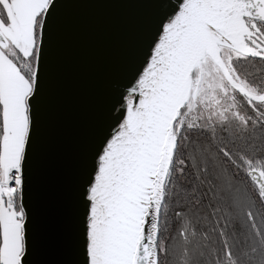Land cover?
Instances as JSON below:
<instances>
[{"label": "snow or ice", "instance_id": "6c2138e0", "mask_svg": "<svg viewBox=\"0 0 264 264\" xmlns=\"http://www.w3.org/2000/svg\"><path fill=\"white\" fill-rule=\"evenodd\" d=\"M0 264H264V0H0Z\"/></svg>", "mask_w": 264, "mask_h": 264}, {"label": "water", "instance_id": "95a60500", "mask_svg": "<svg viewBox=\"0 0 264 264\" xmlns=\"http://www.w3.org/2000/svg\"><path fill=\"white\" fill-rule=\"evenodd\" d=\"M90 23L92 24L93 28L97 30V34L99 36H102L103 31L106 28V26L108 25L109 21L106 20L105 18L101 17V18H98L94 21H91Z\"/></svg>", "mask_w": 264, "mask_h": 264}]
</instances>
